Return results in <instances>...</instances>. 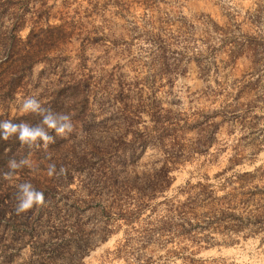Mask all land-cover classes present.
Returning <instances> with one entry per match:
<instances>
[{
  "label": "rangeland",
  "instance_id": "1",
  "mask_svg": "<svg viewBox=\"0 0 264 264\" xmlns=\"http://www.w3.org/2000/svg\"><path fill=\"white\" fill-rule=\"evenodd\" d=\"M29 96L73 131L0 139V264H264V0H0V121Z\"/></svg>",
  "mask_w": 264,
  "mask_h": 264
},
{
  "label": "clouds",
  "instance_id": "2",
  "mask_svg": "<svg viewBox=\"0 0 264 264\" xmlns=\"http://www.w3.org/2000/svg\"><path fill=\"white\" fill-rule=\"evenodd\" d=\"M23 114H36L42 117L39 124L31 125L27 122L13 123L11 121H0V139L8 141L15 137L22 147L28 149H38L41 146L47 149L49 145L55 143L53 136L49 135V130L55 131L58 137L64 138L73 131L72 116L68 113H54L50 109H45L35 96L25 98L20 108ZM32 167L28 159L17 161L11 159L8 162L9 171L4 173L5 179H11L17 169L22 167ZM66 169L60 168L58 175H64ZM47 174L52 177L57 174L56 165L49 164ZM17 204L15 211L17 215L26 213L33 208L39 209L45 206V195L38 191L30 182H24L17 186Z\"/></svg>",
  "mask_w": 264,
  "mask_h": 264
},
{
  "label": "trees",
  "instance_id": "3",
  "mask_svg": "<svg viewBox=\"0 0 264 264\" xmlns=\"http://www.w3.org/2000/svg\"><path fill=\"white\" fill-rule=\"evenodd\" d=\"M1 211V213H3L4 212V210H0Z\"/></svg>",
  "mask_w": 264,
  "mask_h": 264
}]
</instances>
